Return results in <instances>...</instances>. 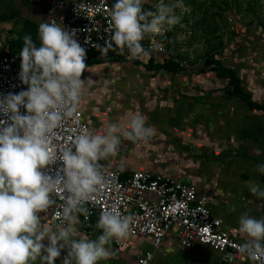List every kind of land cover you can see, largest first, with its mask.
<instances>
[{
  "label": "clouds",
  "instance_id": "1",
  "mask_svg": "<svg viewBox=\"0 0 264 264\" xmlns=\"http://www.w3.org/2000/svg\"><path fill=\"white\" fill-rule=\"evenodd\" d=\"M144 2L116 0L107 18L104 46L93 45L101 55L109 50L123 55L127 50L128 59L147 56L149 50L141 43L146 36L163 35L180 23L174 11L180 4L160 0L151 11L143 8ZM37 38L39 45L25 36L19 53V79L27 89L0 98V264H55L63 249L67 255L62 264H98L112 257L113 242L127 238L133 223L132 215L105 208L95 225L101 234L95 239L79 236V217L91 215L86 205L95 203L106 183L99 161L117 154L121 137L147 143L155 129L146 126L143 115L133 114L126 129L112 124L104 134L66 129L72 133L69 143L57 147L56 130L74 118L80 105L86 49L75 29L69 31L55 21L40 23ZM57 161L62 163L53 177L45 169ZM256 168L264 175V164ZM248 190L264 200L259 184H249ZM54 194L63 203L49 227L39 214L56 203ZM238 223L237 231L245 239L238 252L253 264H264V218L243 213Z\"/></svg>",
  "mask_w": 264,
  "mask_h": 264
},
{
  "label": "crops",
  "instance_id": "2",
  "mask_svg": "<svg viewBox=\"0 0 264 264\" xmlns=\"http://www.w3.org/2000/svg\"><path fill=\"white\" fill-rule=\"evenodd\" d=\"M256 34L263 36L255 44L243 34L215 57L236 71L243 90L261 109L227 95L228 80L205 68L206 56L187 63L174 53L179 67L172 70L158 67L164 61L139 64L95 55L81 77L85 87L79 106L91 132L104 134L112 124L126 129L133 114L143 115L146 126L155 129L147 143L121 137L117 154L102 160L103 167H120L125 175L149 169L195 185L209 195L211 210L224 227L241 239L237 230L243 213L264 218V200L248 190L251 183L264 189V175L256 168L264 164V34ZM39 215L45 226H52L48 214ZM75 227L84 237L81 221ZM94 233L99 235L96 227ZM176 235L175 230L168 233L152 264H253L249 259L224 262L209 246L185 248ZM131 239L130 248L112 244V257L98 264H137V255L153 248L150 237ZM55 264H62L60 257Z\"/></svg>",
  "mask_w": 264,
  "mask_h": 264
},
{
  "label": "built area",
  "instance_id": "3",
  "mask_svg": "<svg viewBox=\"0 0 264 264\" xmlns=\"http://www.w3.org/2000/svg\"><path fill=\"white\" fill-rule=\"evenodd\" d=\"M115 2L116 0H45L43 8L49 23L55 21L62 28L76 30V39L86 49V64L95 55H99L102 60H123L139 64H145L150 60L156 63L165 61L174 55L168 48L165 32L163 35L146 36L141 42L143 47L149 50L147 56L128 59L127 50L123 55L119 54V50H109L106 56L101 55L93 45L98 43L104 46L109 36L105 31L108 26L107 18ZM153 2L154 0H145L143 8L155 11ZM88 38L89 42L85 43ZM2 47H5L6 51L0 53V98L8 93H19L28 87L19 79L21 63L19 53L22 48L7 52L9 44L0 41V48ZM21 112H24L23 108ZM66 129H75L77 134L81 130L90 131L80 106L74 118L56 130L58 139L54 144L57 147L69 143L67 137L72 133ZM61 163L57 161L45 171L55 177ZM99 163L106 183L95 195V203L86 205L91 215L87 219L83 215L79 217L83 225L80 232L84 237L95 239L97 235L93 234V228L101 211L105 208H114L121 216H133L128 237L119 243L113 242L116 248L132 247L131 238H151L153 248L138 254L137 264H152L155 250L162 247L168 233L173 230L185 248H192L196 244L209 246L227 263L248 260L246 255L238 252V247L245 240L233 235L224 227L222 219L211 210L209 195L199 191L195 185L149 169H139L125 175L120 167L105 168L102 160ZM53 199L56 203L45 213L49 215L52 225L56 221V213L61 211L59 205L63 203L55 194ZM66 255L67 251L61 250L62 262Z\"/></svg>",
  "mask_w": 264,
  "mask_h": 264
},
{
  "label": "rangeland",
  "instance_id": "4",
  "mask_svg": "<svg viewBox=\"0 0 264 264\" xmlns=\"http://www.w3.org/2000/svg\"><path fill=\"white\" fill-rule=\"evenodd\" d=\"M158 3L160 0L153 2L155 11ZM163 3L181 5L174 9L181 21L165 31V39L168 48L187 63L201 62L210 53L219 54L243 34L251 44L263 36L256 33L264 34V0H163ZM43 9L41 1L0 0V41L9 43L30 36L39 45L38 26L47 22ZM256 57L260 58V54Z\"/></svg>",
  "mask_w": 264,
  "mask_h": 264
},
{
  "label": "trees",
  "instance_id": "5",
  "mask_svg": "<svg viewBox=\"0 0 264 264\" xmlns=\"http://www.w3.org/2000/svg\"><path fill=\"white\" fill-rule=\"evenodd\" d=\"M39 1L41 0H32V2L34 3H38ZM8 44L9 49L7 50V52H14L23 47V40H12ZM5 51V47L0 48V53ZM204 63L206 69L211 68L217 72L218 76L226 78L228 80V85L225 88V92L227 93V95L239 96L243 98L251 108L261 109V105L254 102L251 96L243 90L241 86V79L236 73V71L233 68L223 66L221 62L215 57V53L208 54L205 58ZM158 67L174 70L177 69L179 66L176 60H174V57L172 56V58L170 57L169 59L165 60L163 64H159Z\"/></svg>",
  "mask_w": 264,
  "mask_h": 264
}]
</instances>
